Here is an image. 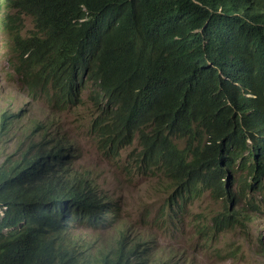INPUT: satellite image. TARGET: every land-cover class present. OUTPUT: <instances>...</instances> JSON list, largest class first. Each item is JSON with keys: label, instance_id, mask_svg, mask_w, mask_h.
Returning a JSON list of instances; mask_svg holds the SVG:
<instances>
[{"label": "trees", "instance_id": "1", "mask_svg": "<svg viewBox=\"0 0 264 264\" xmlns=\"http://www.w3.org/2000/svg\"><path fill=\"white\" fill-rule=\"evenodd\" d=\"M17 4L34 23L20 48L31 52L40 73L62 67L106 77L120 133L102 140V151L114 153L136 136L163 159L154 166L178 192L201 184L235 205L247 189L263 187L264 152L256 145L264 143V0L245 6L241 18L229 16L237 8L233 0ZM86 49L99 53V61H84ZM7 118L0 111L2 128ZM40 146L46 155L30 146L0 164V208H6L0 264H166L151 262L152 250L145 254L146 241L131 231L115 250L55 246L63 222L99 223L110 203L97 196L88 172L74 166L66 141L46 135ZM232 180L242 182L234 196ZM225 213L213 218V231L236 225L238 211Z\"/></svg>", "mask_w": 264, "mask_h": 264}, {"label": "rangeland", "instance_id": "2", "mask_svg": "<svg viewBox=\"0 0 264 264\" xmlns=\"http://www.w3.org/2000/svg\"><path fill=\"white\" fill-rule=\"evenodd\" d=\"M0 23V111L15 113L25 108L28 121L42 120L43 107L24 105L23 72L19 74L20 66L10 65L9 57L4 54V46L10 44L15 33L20 32L26 38L33 34L32 18L23 12L17 0H0ZM78 115L80 123H85L81 120L84 113ZM61 125L69 129V137L74 142L77 137L82 149L77 169L90 172L99 193L117 206L102 227L79 228L71 231L70 236L79 234L88 243L112 247L121 231L132 230L137 239L158 241L148 244L153 247L151 256H147L150 260L161 259L169 264H264V188L242 196L236 206L240 212L236 227L206 239L200 229L210 226L212 217L225 206L222 200L214 199L210 190H202L190 203H185V210L178 214L172 212L170 223H165L166 220L160 219V209L168 205L171 190L161 174L154 170L149 174L130 175L124 168L128 151H122L118 159L107 157L99 152L93 140L72 129L71 117L61 119ZM17 141L6 139L5 133H0V164L11 156ZM231 191L237 192L238 186ZM233 206L231 203L229 208Z\"/></svg>", "mask_w": 264, "mask_h": 264}, {"label": "clouds", "instance_id": "3", "mask_svg": "<svg viewBox=\"0 0 264 264\" xmlns=\"http://www.w3.org/2000/svg\"><path fill=\"white\" fill-rule=\"evenodd\" d=\"M252 1L253 0H249L248 2L239 3L237 2V0H233V4H237V8H235L234 10H230L229 16L231 18H241V11L245 8V6L251 5ZM229 7V4H227L228 10ZM239 13L240 16L238 17ZM26 15L30 17L28 14ZM31 36L26 38L22 37L20 32L15 33L10 44L4 46L6 48L4 54L5 56L9 57L7 61L10 65L16 63L20 66L21 70L19 74L23 72V77L21 78V87L23 89V93H25L26 95L24 105L30 106L36 104L40 107H43L45 109V112L42 120H38L35 118L34 120L28 121L26 119L25 108H21L15 113L1 111L3 114H6L8 116V118L6 119L7 126H5V128H2V122L0 124V128L4 131L6 139L18 140L14 147V151L11 154L12 158H16L17 154L26 149L28 150L30 146H32L34 154L36 156L46 155L48 150L42 149L40 144L43 138L47 135L53 141L63 140L71 146L72 149L70 153L72 155L74 166L77 168L78 162L82 159V149L81 147H79V143L76 141L78 140L77 137L74 142L73 139L69 137V129H64V127L61 125V119L71 117L73 120L72 129L74 131L84 133L87 137L93 140L101 154L107 157L118 159L122 151H128L124 168L130 175L149 174L150 172H153L155 170L163 176L162 180L168 182V177L154 166L155 161H161L163 159L156 157V152L152 147L139 144L136 136L131 143L123 145L114 153L110 150L107 151V153L101 150L100 144L102 140H112L120 133L119 126H116L112 121L114 115L118 114V104L114 103L113 100H110L109 98V83L106 77L101 76L91 78L85 75H81V73L77 69H75V71L71 73V69H63L62 67L56 68L54 71H45L43 73H40L42 66L32 65V59L30 56L31 52L22 50L19 44L25 43L28 39H30ZM85 57L86 60L84 61H88V63L90 64H94L96 61H99V53L95 54V52H90L88 49H86L85 51ZM20 63L23 64L24 68L20 65ZM79 112L84 113V116L83 118H81V120H83L85 123H80L78 115ZM257 147L261 148L264 152V143L258 142L256 148ZM69 158L70 156H68L67 162ZM263 160L264 158L261 159V161ZM70 164L71 163L68 162V164H66V167H69ZM80 171L84 170L81 169ZM88 174L91 181H94V190L96 191L97 196L104 198L106 202L110 203V201L104 197V194L99 193V191L97 190L96 182L92 178L91 173L88 172ZM238 176L239 174H237L235 178H237ZM223 181L226 182L225 179H223ZM233 183L234 182L232 180L230 181V183H227V186L232 189V187L239 186V183L242 182L239 181L237 185ZM262 184L263 187L260 190L247 189L245 192L241 193V196L237 200L238 202L235 205V201H231L230 203H228L227 200L216 198L215 194L208 186L198 184L196 185V190H179L178 192L176 186L174 184L170 186L168 182L167 185L169 186L171 193L167 199L168 205L165 207V209H160V219L166 220L165 223L169 222V220L172 218V212L178 214L181 210H185V203H190L204 189L210 190L214 199L222 200L225 204L223 211H221L214 217L221 214H223L222 216H227L228 214L225 213V210H228V212H230L231 210H237L238 213H240L239 209L236 208V206L239 204L242 196L245 195L248 191H251L253 193L261 191L264 188V180ZM239 190L240 189L238 187V191ZM238 191L232 193V191L230 190L229 194H232V196H234L238 193ZM225 202H227V205ZM231 203L234 204L233 209L229 208V205ZM114 209H117V206L113 202H111L107 205L106 210L102 215V220L99 223H96L94 225L87 222L81 223H83L86 229H98L105 224L109 214H111ZM214 217H212L211 219L210 226L205 225L200 229L201 234L206 239L212 237L216 232H223L232 229L238 224L237 222L235 226L230 227L226 230L213 231L212 220ZM237 218L239 221V214ZM159 228H161V225ZM130 231L132 233V230L121 231L118 236L117 242L113 243L112 247L108 245H98L97 242H92L89 244H92V248L93 246H105L109 250H115L118 246V241H121L124 235L128 233L130 234ZM145 241V246L142 247V249L148 248L145 254L150 252V250L153 248L148 244L152 242L158 243V241L149 238ZM63 246L67 249L71 248L69 243L67 242H65ZM153 261L155 260H151V262ZM156 261H161L169 264L167 261L161 259Z\"/></svg>", "mask_w": 264, "mask_h": 264}, {"label": "bare ground", "instance_id": "4", "mask_svg": "<svg viewBox=\"0 0 264 264\" xmlns=\"http://www.w3.org/2000/svg\"><path fill=\"white\" fill-rule=\"evenodd\" d=\"M5 210V207L0 208V218L4 216ZM62 226L63 228L61 230V233H59V238H57L55 246H58L59 248H64L63 244L67 242L69 243L71 248L73 245L76 246L75 248L78 251H84L85 253H88L92 250L89 247V243L79 234L70 236L71 231L78 230L79 228H85L83 223L70 220L67 223L65 222V224L63 222Z\"/></svg>", "mask_w": 264, "mask_h": 264}]
</instances>
